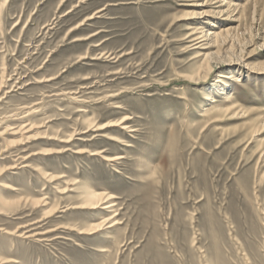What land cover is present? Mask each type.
Returning a JSON list of instances; mask_svg holds the SVG:
<instances>
[{
    "label": "rangeland",
    "instance_id": "rangeland-1",
    "mask_svg": "<svg viewBox=\"0 0 264 264\" xmlns=\"http://www.w3.org/2000/svg\"><path fill=\"white\" fill-rule=\"evenodd\" d=\"M216 1L0 0V264H264V0H235L236 23ZM199 23L249 68L192 79ZM217 89L235 108L202 118ZM82 187L114 208L72 209Z\"/></svg>",
    "mask_w": 264,
    "mask_h": 264
},
{
    "label": "bare ground",
    "instance_id": "bare-ground-1",
    "mask_svg": "<svg viewBox=\"0 0 264 264\" xmlns=\"http://www.w3.org/2000/svg\"><path fill=\"white\" fill-rule=\"evenodd\" d=\"M235 0H222L220 3H223L222 5H221V8H224V10L223 11H220V13H216V14H218V15H220V16H223V12H225V14H228V15H230V21L231 22H234V23H236V22H238V20H239V18L243 15V13H245V10H246V8H245V6H243V5H241V4H239V3H237L236 1L234 2ZM216 2H218V0L216 1ZM203 3V2H202ZM205 2H204V4H199V5H197L198 7H203V6H205ZM209 14H211V12L210 13H204L203 15H201V17H199L200 18V20H204L206 17H209V16H211V15H209ZM215 14V13H214ZM233 14H235V15H233ZM234 17H236V18H234ZM195 18H198V17H195ZM228 19V20H229ZM199 20V21H200ZM198 21V22H199ZM201 22V21H200ZM198 24V23H197ZM199 25L201 26V27H196V26H194V27H190V29H188L187 30V34H186V36H185V38H184V40H187V42L186 43H188L189 44V46H188V49L191 51V54L192 55H194V56H196L195 58H197L198 59V63H200L199 64V68L200 69H203V66H207L208 65V68L205 70L206 71V74H201V72L200 71H197L196 73H195V76L194 77H192V79H194V80H199L198 82H202L203 80H205L206 79V77H207V75L213 70L212 69V67L210 66V63H209V60H213V59H215V57L216 56H213V54L212 53H210V50L211 49H213V48H215L216 47V45H215V43H216V41L221 37V36H223V35H226V34H229V30L228 29H224V30H220V31H215V30H213V29H215V27L212 29V30H204V28H202V26H203V23H199ZM221 25V24H220ZM216 26V25H215ZM217 27V26H216ZM218 60L216 61V65H220V64H222V63H225V61H221V59L220 58H218V57H216ZM233 58H234V56H233ZM220 59V60H219ZM210 61V62H211ZM226 63L228 64V65H238V66H241V68H244V69H248L249 68V66H248V64L247 63H245V61L244 60H242L241 59V57L240 58H238V59H229L228 61H226ZM225 63V64H226ZM213 64V63H212ZM234 76H232V73H229V74H224V75H221V77H220V80L221 81H218V83H220V84H222V86H226V85H228L229 84V81L231 80V79H233L235 82H237L238 83V85L239 86H241L242 88H243V85H242V83L239 81V79L238 78H233ZM191 79V80H192ZM42 82V81H41ZM47 82V81H46ZM3 85V84H2ZM2 89V88H1ZM221 89H217L216 91H220ZM224 91V90H223ZM7 94V93H6ZM219 94H221V95H224L223 97H224V100H222V101H217L215 98H212V100H211V105L208 107V108H206L204 111H203V115L201 116L202 118H211V119H213V118H215V117H219V116H221L222 114H226V113H228V112H230L231 110H233L234 108H235V104L237 103L236 102V99H235V92L234 93H225V94H223V92H219ZM74 100V99H73ZM76 104V103H75ZM35 106V105H34ZM237 109V108H236ZM258 110V109H257ZM38 111L36 110V109H34V107H30V108H27V109H25V111H23V114H25V116H23L22 118H25V117H28V116H30V115H32V114H35V113H37ZM262 112H264V111H262ZM20 113V112H19ZM19 113H17V114H19ZM14 118V117H13ZM129 119L128 118H123L117 125H114V126H116V127H119L120 128V130H122V131H124L125 133H132V132H134L133 130H130V128L127 126V124H126V122L128 121ZM2 121V120H1ZM30 127L28 128V129H26V128H20L22 131L24 130H26L25 132H24V134L25 133H27V132H29L28 130H31L32 128H33V125H29ZM113 126V127H114ZM22 127V126H21ZM91 127H93L90 123L88 124V126H87V130H91L90 128ZM95 127V126H94ZM109 127H112V126H109ZM105 127H103L101 130H103ZM108 128V127H107ZM98 130H100V128H96L95 127V130L94 131H98ZM92 131V130H91ZM85 133V132H84ZM83 134V133H82ZM21 137H23V136H21ZM99 137V136H98ZM23 138H25V137H23ZM27 138V137H26ZM29 138V137H28ZM72 138H73V136H69L68 138H66L67 139V141H63V140H61L60 142H66L65 144H68L71 140H72ZM77 139H79V138H77ZM24 140V139H23ZM46 153H47V151H46ZM60 152L58 151V152H53V154H59ZM44 154V153H43ZM42 154V155H43ZM48 154V153H47ZM92 154V153H91ZM22 159V158H21ZM121 159H123V157L122 156H114V157H106L104 160L105 161H107V162H115V161H119V160H121ZM24 167H27V165H24V166H22L21 168H24ZM14 167H12V169H13ZM8 170V169H7ZM9 170H10V168H9ZM0 173H1V171H0ZM43 176H45L46 178H47V180L46 181H55V180H59V178L56 176H52L51 174L50 175H47L46 173H43ZM42 176V177H43ZM49 179V180H48ZM51 183V182H50ZM6 187V186H5ZM10 190L11 191H16V189H14V188H10ZM76 190H79L78 188H76ZM74 191V190H73ZM79 192H82L80 195V198H81V200L78 202V203H76L75 205H72V209H75V210H96L97 208H100L101 207V209L102 210H104V211H109L110 209L112 210V208H114L113 206H115V205H113L112 204V197L109 195V194H106V193H103V192H100V193H96V192H94V191H90L89 189H88V187H82L80 190H79ZM45 200V199H44ZM111 200V201H110ZM0 205H2L3 207L5 206V205H7L8 204V201L6 200V199H4V198H0ZM36 205H44V201L43 200H38V201H36V202H34ZM10 204V203H9ZM70 207V206H69ZM101 209H99V210H101ZM71 210V209H70ZM1 212V211H0ZM56 212H58L56 209H54V211H53V213H52V215H54V213H56ZM113 212V211H112ZM105 213H107V212H105ZM109 213V212H108ZM107 213V214H108ZM111 214V213H110ZM116 216V215H115ZM110 217H112V216H110ZM45 218H47V216L45 217ZM113 218H115V217H113ZM113 218H109V216H108V218H106V217H104L102 220H101V222H99V223H97V224H94V225H89L88 227H86L85 229H82V231L83 232H79V234H89L88 233V230H86V229H98V230H102L106 225H108L109 224V226H107L106 227V229L107 228H113V226H115V225H117V223H116V220H114ZM112 220H114V221H112ZM264 221V220H263ZM39 222V221H38ZM35 223V222H34ZM32 224V223H31ZM27 227H29V226H27ZM23 228H25V226L24 227H19L18 229H23ZM26 229V228H25ZM60 229H62V228H60ZM63 229H67V228H63ZM17 232V231H16ZM25 232V231H24ZM55 232V231H54ZM27 234V235H26ZM37 234H38V232H37ZM37 234L36 235H28V232H26L25 234H23V235H19V237L20 238H22L23 236H26L25 237V239H29V238H32V237H34V236H37ZM44 236H45V234H43ZM24 239V238H23ZM46 241V240H45ZM102 252H104V251H102ZM6 264V263H5Z\"/></svg>",
    "mask_w": 264,
    "mask_h": 264
}]
</instances>
